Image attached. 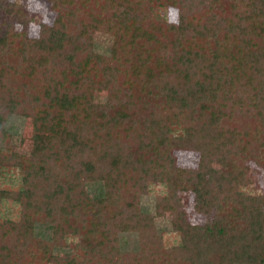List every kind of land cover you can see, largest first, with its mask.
Instances as JSON below:
<instances>
[{
    "label": "trees",
    "instance_id": "1",
    "mask_svg": "<svg viewBox=\"0 0 264 264\" xmlns=\"http://www.w3.org/2000/svg\"><path fill=\"white\" fill-rule=\"evenodd\" d=\"M38 1L0 0V119L11 110L34 121L29 154L0 148V205L52 212L38 237L32 219L0 211V247L42 245L51 264H264V187L252 191L248 177L252 166L264 170V0L229 9L171 0L198 12L195 24L209 12L239 23L218 45L227 51L210 57L193 40L202 27L185 15L170 25L180 50L171 38L154 51L143 23L108 10L126 0ZM96 31L112 35L110 55L93 50ZM35 97H53L59 114L37 122ZM176 152L204 156L191 167ZM11 170H21L17 186H4ZM154 182L163 187L155 210L170 216L177 244L164 246L139 204ZM129 231L138 248L124 251L119 233Z\"/></svg>",
    "mask_w": 264,
    "mask_h": 264
},
{
    "label": "rangeland",
    "instance_id": "2",
    "mask_svg": "<svg viewBox=\"0 0 264 264\" xmlns=\"http://www.w3.org/2000/svg\"><path fill=\"white\" fill-rule=\"evenodd\" d=\"M42 1L43 0H41V2H38L41 4ZM126 1L128 2V4L126 5L124 10H122V7L118 4L112 6L108 10L121 9L120 12H123L124 15L128 17L129 22H133V27H138L139 23H136L138 21L143 23V30L146 32H150V34H152V36H154V38L158 40V42H152L154 46L152 49H157L160 45H164L165 42L170 43L171 38H174V44L176 47H178L177 49L180 50V47L183 45L179 44L180 38L179 36H176L175 33H173L170 25L179 24V17L185 15V19L189 26L192 25L193 27H195L198 25L203 29L202 35L193 39L197 40V43L199 45L198 50L201 52V54H203L205 57L214 55V52H216L217 55H222V53L227 51V48H222L218 45L223 42H226L227 44L232 42L233 33L231 32V30L235 26L239 25L236 20L232 19L231 20L234 22V24L229 25L228 20L227 22H224L220 17H218V15H214L211 12H209L208 18L204 22L202 21L198 24H195L192 19H197L198 12H191L186 8L180 7L179 5H174L171 3V0H164V6L160 7L153 5V1L151 0ZM216 3L219 4L222 9L224 8L226 3V8L228 7L229 9L232 0H218ZM35 4L38 5L37 3ZM90 7H86V12L90 11ZM103 11H98V8H96L91 11V13L98 16L99 12L103 13ZM40 12L42 13V11ZM231 13L232 11H230V14ZM103 14V16H106V12ZM45 17L46 15L42 17L43 20L45 19ZM30 26H32V23H30ZM168 27L170 30L167 29ZM112 42V35L104 31H96L91 38V46L93 50L104 55H110ZM97 98H99V100L103 99L102 96H98ZM49 101H51L50 105L49 102L45 103L43 100L35 97L33 104L37 105V103L40 102L42 107L41 109L36 111L38 115L37 122L41 123V120L46 113L49 117H53L59 114V112L57 113L59 109L55 108L54 105V98L50 97ZM33 104L30 106V108L35 107ZM53 110H55L56 112L54 113ZM32 122H34L32 119H29L28 117L24 118L17 114L15 111L13 112L9 110L6 112L5 119H0V131L4 132L5 134L3 135L2 133H0V148L3 154H9V152L11 151L10 148L7 149L8 145H10L9 147H12V149L14 147L19 152H29L32 144V140L30 139L32 133ZM5 148L7 150H4ZM176 154L179 163L181 162L191 167L198 166V162L201 161L202 156H204L202 152L201 155L200 153L194 154L192 152H176ZM248 172V177L251 181L249 188L252 191H258L259 189H262L264 187V170H261L256 166H252V169H248ZM19 173H21V170H11L5 176V182H3V185L8 187L17 186ZM102 182L103 181H101L100 179L90 180L86 185L87 191L93 195V190L96 189L98 185L101 188ZM162 189L163 187L159 184H156L155 182L152 183L150 192L144 193L140 196L139 204L141 205L143 210L147 211L150 215L153 216V229L154 231L158 230V232H160L164 246H170L173 244H177L179 237L177 233L171 230L170 216L166 213L157 215V212L155 210V197ZM187 204L188 207H185L189 209L191 206V197L187 198ZM0 208L1 215H3L4 217L9 216L11 218L18 219L20 216H25L32 219L33 227L35 230L34 232L38 237L41 236V233L44 230V228H42V224H47L49 215L52 212L49 208H39L33 201L18 204L16 202H12L11 200H5L1 203ZM193 219L196 220L195 222L200 223L202 217L193 216ZM47 231H49V229H47ZM69 247L72 246L70 245ZM119 247L124 251L136 250L138 248V233L136 231L120 232ZM30 263L51 264V262L48 261V252H46L42 245L38 246L37 244H27L24 245L20 250L14 252H8V250H6L4 247H0V264Z\"/></svg>",
    "mask_w": 264,
    "mask_h": 264
}]
</instances>
